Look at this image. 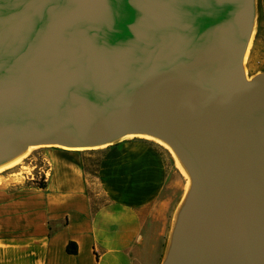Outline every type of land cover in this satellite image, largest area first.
<instances>
[{
  "label": "water",
  "instance_id": "water-1",
  "mask_svg": "<svg viewBox=\"0 0 264 264\" xmlns=\"http://www.w3.org/2000/svg\"><path fill=\"white\" fill-rule=\"evenodd\" d=\"M254 15V0H0V162L157 135L193 179L161 264H264Z\"/></svg>",
  "mask_w": 264,
  "mask_h": 264
},
{
  "label": "crops",
  "instance_id": "crops-1",
  "mask_svg": "<svg viewBox=\"0 0 264 264\" xmlns=\"http://www.w3.org/2000/svg\"><path fill=\"white\" fill-rule=\"evenodd\" d=\"M96 152L49 154L43 188L0 181V264L162 263L180 202L163 197L169 155L143 139Z\"/></svg>",
  "mask_w": 264,
  "mask_h": 264
},
{
  "label": "rangeland",
  "instance_id": "rangeland-1",
  "mask_svg": "<svg viewBox=\"0 0 264 264\" xmlns=\"http://www.w3.org/2000/svg\"><path fill=\"white\" fill-rule=\"evenodd\" d=\"M254 32L252 36L251 44L248 48L246 58L242 63L243 72L246 80H251L255 75L264 73V14H263V4L261 0H254ZM137 139V138H135ZM125 140V141H131ZM123 141V142H125ZM147 141V140H145ZM149 143L156 145L167 152L162 146L148 141ZM121 143V142H120ZM104 148L96 150H73L64 149L55 146H45L38 147L35 149H30L27 157L12 169L4 170L0 172V181L6 179L5 181L11 184H19L32 181V182H42L45 179V173L47 172L49 165L47 164L46 157L55 152H65V153H81V154H91L97 153L99 150L101 153ZM169 155V153L167 152ZM167 163V173L169 176L165 183V188L163 190V197L167 201H171V205H175V202L179 201L183 193V186L185 183L184 176L179 172L175 166L173 158L169 155ZM93 162V163H92ZM90 167L95 166V160L91 161ZM179 204V203H178Z\"/></svg>",
  "mask_w": 264,
  "mask_h": 264
},
{
  "label": "bare ground",
  "instance_id": "bare-ground-1",
  "mask_svg": "<svg viewBox=\"0 0 264 264\" xmlns=\"http://www.w3.org/2000/svg\"><path fill=\"white\" fill-rule=\"evenodd\" d=\"M253 32H254V27L252 25L250 30H249V34H248L247 41L245 44V49H244V53H243V61L246 58L248 48L251 44ZM247 82L249 83V80H247ZM135 138L151 141V142H154V143L162 146L169 153V155L173 158L175 166L177 167L179 172L184 176V178L186 180L184 183V186H183V193H182V196L180 198V202H179V206H178V210H179V208L184 204V201H185L187 194L191 190V187L193 184V179H192L191 172L189 171L186 163L183 161V159L180 157V155L174 149V147L165 139H163L157 135L147 133V132L131 131V132L123 133V134L119 135L118 137L111 139L109 141H106V142H103L100 144H96V145H90V146H64V145H60L57 143H49V144H52V145H55L57 147L64 148V149L96 150V149H101V148L107 147V146L112 145V144L120 143V142H123L125 140H130V139H135ZM38 147H39V145L28 146L24 150H22V151L14 154V155L8 157L7 159L1 161L0 162V172L4 171V170L12 169L15 166L19 165V163L27 157L30 149H35ZM178 210H177V212H178ZM176 215H177V213H176ZM175 219H176V216H175Z\"/></svg>",
  "mask_w": 264,
  "mask_h": 264
},
{
  "label": "trees",
  "instance_id": "trees-1",
  "mask_svg": "<svg viewBox=\"0 0 264 264\" xmlns=\"http://www.w3.org/2000/svg\"><path fill=\"white\" fill-rule=\"evenodd\" d=\"M38 187L40 188H43L45 187V182L44 180L42 182H34ZM66 251L69 253V254H75L76 253V247L73 243H69L67 246H66Z\"/></svg>",
  "mask_w": 264,
  "mask_h": 264
}]
</instances>
